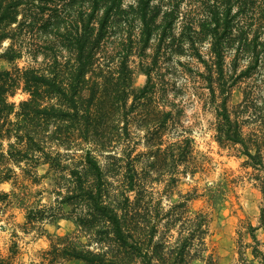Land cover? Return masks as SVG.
<instances>
[{
    "label": "trees",
    "instance_id": "obj_1",
    "mask_svg": "<svg viewBox=\"0 0 264 264\" xmlns=\"http://www.w3.org/2000/svg\"><path fill=\"white\" fill-rule=\"evenodd\" d=\"M184 1L0 0V46L8 41L0 51L8 64L0 67V184H12L9 191L0 189V203L13 193L23 211L21 230L49 239L30 264H217L206 254L209 213L186 207L192 194H181L166 209L150 196L148 185L165 166L167 184L176 186L192 151L187 135L162 147L172 106H150L159 84L152 72L164 47L180 55L187 44L190 56L205 64L206 76L199 77L207 89L204 103L214 111V139L243 158L261 192L264 220V0H187L182 11ZM239 16L245 18L241 24ZM205 42L207 59L199 50ZM150 46L156 53L140 65L146 81L135 88L132 57L147 55ZM22 58L30 63L19 66ZM243 59L247 63L237 72ZM260 65L263 76L254 78ZM239 82L245 83L243 99L231 103ZM17 92L26 97L11 100ZM132 125L144 131V150L135 152ZM40 165L54 173L57 212L14 192L23 185L20 174L27 183L38 181ZM63 203L71 207L77 231L43 233ZM254 229L249 225L250 254L264 264ZM17 236L13 230L9 244L0 247V264H18ZM239 241L234 264H248Z\"/></svg>",
    "mask_w": 264,
    "mask_h": 264
},
{
    "label": "rangeland",
    "instance_id": "obj_2",
    "mask_svg": "<svg viewBox=\"0 0 264 264\" xmlns=\"http://www.w3.org/2000/svg\"><path fill=\"white\" fill-rule=\"evenodd\" d=\"M131 1L133 0H124V4ZM184 3H187V0L182 4V11L186 8ZM236 9L234 6L233 11ZM239 17V24H241L245 18L244 16ZM252 18L256 20V17L252 16ZM257 24L256 22L253 28L258 27ZM261 38L264 40V26ZM7 45L8 41L5 40L0 46V51H3ZM186 47L187 44L184 45V52L180 55H172L170 48L165 47L159 51L158 63L152 72V76L156 81L158 80L159 84L156 85V93L151 98L150 106L155 111L168 110L169 106H172V116L161 133L163 148L177 136L187 135L191 138L192 151L187 162V174L179 175L176 186L168 185L170 171H166L168 166H165L166 170L159 175L161 176L158 177L159 180L148 185L151 191L150 196L152 201L161 202L166 209L172 203L181 200V194L191 193L192 197L186 203L188 212L193 213L202 209L209 213V230L204 237L208 248L206 254L211 253L217 264H234L238 259L237 250L240 240L239 243L246 252L248 264H262L259 260H252L249 248V244H252L249 225H252L255 227L254 234L259 240L260 248L264 251V220L260 218L261 192L246 173L247 169L243 168V158L237 156L235 147L220 146L214 139V111L212 105L204 103L207 89L203 87L199 77L206 76V66L196 55L190 56V51ZM207 47V42L199 47L204 59L208 58ZM155 51L156 48L150 46L145 51L147 55L132 57L134 60L132 66L135 69L133 76L135 88L142 87L146 81V74L139 70L140 65L150 61L151 57L148 55H154ZM230 52H234V49ZM231 53H228L227 61L230 60ZM139 58L143 61L142 63H139ZM247 60L241 61L237 72L244 68ZM17 62L19 66H26L30 63L25 58ZM0 67H8V64L0 60ZM262 68L260 65L258 72L251 76L254 78L263 76ZM238 84L232 90L231 103H237L243 99L242 88L245 83L239 82ZM25 97L26 94L17 92L11 100L18 102ZM242 116L247 118L248 114ZM130 130V141H134L131 143H133L135 152L144 150V131L134 125ZM17 171L20 173L21 170ZM38 174L40 175L38 181L31 184L30 181L28 183L24 181L20 174L18 181L23 185L16 184L14 192L20 195L25 194L27 196L25 201L28 203L37 200L40 204H45L48 213L57 212L58 201L53 192L52 180L54 173L49 171L45 165H40ZM11 187L12 184L9 181L0 184V189L5 191H9ZM18 204L20 203L13 193L6 205L0 203V247L5 248L9 244L14 230L18 235L14 239L18 241L19 249L16 262L30 264L40 259L41 252L48 248L49 239L45 234L38 236L36 232L25 233L21 230L20 225L24 218L23 211ZM60 207L62 213L42 226L43 233L62 235L66 232L77 231L76 223L70 213L71 207L64 203ZM171 233L175 234V232ZM58 264H82V261L65 260ZM193 264H202V262L196 259Z\"/></svg>",
    "mask_w": 264,
    "mask_h": 264
}]
</instances>
